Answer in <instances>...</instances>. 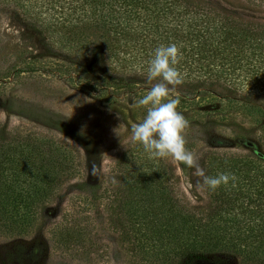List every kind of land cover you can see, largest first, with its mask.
Masks as SVG:
<instances>
[{"label":"trees","instance_id":"obj_1","mask_svg":"<svg viewBox=\"0 0 264 264\" xmlns=\"http://www.w3.org/2000/svg\"><path fill=\"white\" fill-rule=\"evenodd\" d=\"M8 1L48 49L65 55L56 72H68L63 75L82 88L140 99L154 50L174 43L182 53L179 112H193L204 97L209 107L197 116L223 119L237 112L264 124L263 22L206 0ZM224 1L264 11V0ZM100 48L101 63L85 54L90 50L95 58ZM77 72L88 77L81 81ZM203 168L210 177L234 174L235 187L229 181L213 192L201 179L207 201L192 205L169 160L149 159L138 144L120 153L112 179L95 198L104 199L107 225L127 264H264V158L212 149ZM80 174L73 146L27 129L7 130L0 121V234L34 232L64 184ZM54 228L55 242L69 249L74 228ZM41 249L38 243L30 249L16 244L6 253L17 264H34Z\"/></svg>","mask_w":264,"mask_h":264},{"label":"rangeland","instance_id":"obj_2","mask_svg":"<svg viewBox=\"0 0 264 264\" xmlns=\"http://www.w3.org/2000/svg\"><path fill=\"white\" fill-rule=\"evenodd\" d=\"M206 1L264 23L262 10L235 7L224 0ZM85 54L96 63H101L104 55L101 48L95 58L90 50ZM61 57L65 55L48 49L46 39L30 28L14 3L0 0L2 126L10 131L22 128L54 137L73 146L81 161V174L64 184L59 197L46 207L42 223L34 232L16 238L0 234V264H17L6 253L12 246L21 244L30 249L37 243L42 249L34 264H127L115 233L107 225L104 199L95 195L112 179L110 171L130 143L131 126L142 121L145 110L136 107L139 98L132 93L100 95L63 75L68 72H56L64 62ZM77 73L81 81L88 77ZM150 86L140 85L145 87V94ZM206 101L203 97L193 112L182 113L189 121L186 148L199 158L201 167L205 153L212 149L264 158V124L237 112L227 113L223 119L220 114L197 116V112L209 107ZM214 138L226 141L225 145L215 146ZM172 165L186 199L192 205L205 204L206 193L193 170ZM62 223L75 231L69 249L55 242L54 226Z\"/></svg>","mask_w":264,"mask_h":264},{"label":"clouds","instance_id":"obj_3","mask_svg":"<svg viewBox=\"0 0 264 264\" xmlns=\"http://www.w3.org/2000/svg\"><path fill=\"white\" fill-rule=\"evenodd\" d=\"M181 59L180 48L174 43L160 45L154 50L146 75L151 86L136 101V107L143 108L145 115L141 122L131 126L129 142L141 145L149 159L171 160L175 165L192 169L198 183L202 179V184L213 192L221 185H228L229 181L235 187L237 178L234 174L205 175L199 158L186 148L189 121L177 110L180 103L177 88L184 82L177 67Z\"/></svg>","mask_w":264,"mask_h":264}]
</instances>
